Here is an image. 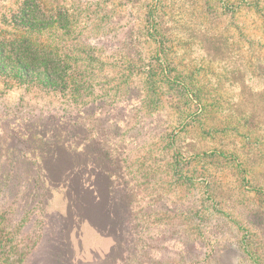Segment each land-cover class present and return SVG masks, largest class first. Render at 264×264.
<instances>
[{
	"label": "rangeland",
	"instance_id": "374dc122",
	"mask_svg": "<svg viewBox=\"0 0 264 264\" xmlns=\"http://www.w3.org/2000/svg\"><path fill=\"white\" fill-rule=\"evenodd\" d=\"M20 1L0 0V29ZM42 1L67 19L40 39L71 46L76 62L104 63V149L74 184L99 185L117 221L101 234L73 220L65 193L53 191L41 258L68 251L74 264H252L245 243L264 264V0ZM3 91L0 106L27 113L21 100L30 98L52 111L42 93ZM83 126L77 143L97 129ZM71 224L78 234L69 250L59 232Z\"/></svg>",
	"mask_w": 264,
	"mask_h": 264
},
{
	"label": "trees",
	"instance_id": "16d2710c",
	"mask_svg": "<svg viewBox=\"0 0 264 264\" xmlns=\"http://www.w3.org/2000/svg\"><path fill=\"white\" fill-rule=\"evenodd\" d=\"M62 13L67 12L48 9L42 0H21L13 15L2 19L6 28L0 29V84L7 91L42 93L52 111L45 113L31 105L28 97L21 100L29 108L27 113L20 105L0 106V264H74L75 257L68 251L41 258L46 248L42 246L44 231L51 235L44 209L53 191L65 193L73 220H86L101 234L104 226L110 228L117 221L115 212L104 208L99 185L74 184L75 171L87 169L100 158L93 152L104 149V125L99 120L104 112V63L96 55L76 62L71 59V46L40 39L66 21ZM154 70L158 81L167 84L165 65L158 63ZM5 95L6 91L1 92L0 99ZM84 123L97 129H88L84 141L77 143L78 129ZM40 222L37 234L33 227ZM26 223L32 227L22 233ZM63 228L59 237L65 235L63 243L70 250L69 239L73 231L78 234V224H71L67 231ZM20 235L25 244L13 242ZM243 245L252 264H259ZM212 258L220 260L217 253Z\"/></svg>",
	"mask_w": 264,
	"mask_h": 264
}]
</instances>
